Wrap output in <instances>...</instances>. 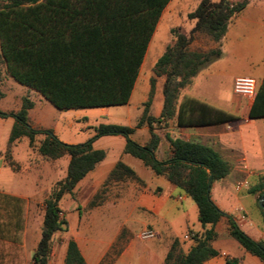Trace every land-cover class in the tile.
<instances>
[{
  "label": "trees",
  "instance_id": "obj_1",
  "mask_svg": "<svg viewBox=\"0 0 264 264\" xmlns=\"http://www.w3.org/2000/svg\"><path fill=\"white\" fill-rule=\"evenodd\" d=\"M169 0H0V54L6 71L18 84L38 92L57 110L103 108L125 105L130 97L147 45L162 10ZM248 0H199L187 18L194 24L188 33L179 27L170 29L173 38L155 62L149 79L148 98L135 125L148 127L149 139L141 145L130 135L127 125L99 123L86 141L68 144L51 130L30 126L27 112L32 102L23 97L15 111H1L10 116L6 151L26 138L32 146L34 137L44 138L36 145L46 159L68 155L66 174L55 182L44 199L40 238L31 255L32 264H47L52 236L64 231L66 221L60 217L58 203L65 193H72L76 184L97 163L105 152L92 148V142L106 135L124 138L123 152L139 159L157 175L183 189L193 200L202 226L214 225L226 216L230 235L247 252L264 263V242L251 239L230 215L221 212L209 197L211 182L229 172V164L212 148L197 142L170 138L171 155L164 160L154 156L159 136L156 124L176 117L178 126L209 125L234 120L236 117L193 98H185L177 108L180 90L198 70L218 58V47L200 51L189 49L194 34L203 33L215 43L226 31L229 18L242 9ZM163 77V106L159 117L148 109L154 92L155 78ZM264 116V78L256 88L249 117ZM135 178L134 172L117 162L108 179L122 176ZM251 192H264V175L257 177ZM264 222V209L261 208ZM215 233L205 230L202 237L183 254L174 239L166 253L167 264H200L217 254L211 247ZM64 264H85L72 239L67 241ZM237 264V262H227Z\"/></svg>",
  "mask_w": 264,
  "mask_h": 264
},
{
  "label": "crops",
  "instance_id": "obj_2",
  "mask_svg": "<svg viewBox=\"0 0 264 264\" xmlns=\"http://www.w3.org/2000/svg\"><path fill=\"white\" fill-rule=\"evenodd\" d=\"M170 1L162 10L155 29L162 20L168 23V28L179 26L172 21V14L167 15ZM198 2L199 0L194 7ZM188 12L190 10H186V15ZM191 21L193 26L194 21ZM192 26L188 30L182 28L183 32H189ZM172 40L170 35L169 41L160 52L150 53V39L129 100L125 104L127 106L133 102V116L127 113V126L133 128L130 137L141 145L146 144L149 139L148 127L145 124L140 127L135 125L148 98L152 68ZM215 44L220 50L219 57L202 66L180 90L177 108L185 98H193L236 118L216 124L194 126H178L175 116L166 123L161 122L158 129L154 128L159 136L154 156L158 160H164L171 155L168 137L197 142L215 150L229 164V172L222 179L211 182V201L225 215L232 216L251 239L264 242L262 207L258 203L261 193L264 192L250 191L257 177L264 175V116L249 117L253 99L235 94L232 88L233 80L237 76L252 77L256 88L264 78V0H248L242 9L229 18L224 35ZM155 79L148 112L153 117H159L163 106L164 78ZM138 87L140 93L134 99ZM23 88H26L23 89L24 95L29 90L24 97L32 102V107L27 112L30 126L51 130L64 143H78L76 140L62 138L57 133L52 121L46 117V112L52 113L46 103H43L48 101L38 92L25 86ZM20 105L21 100L18 98L8 112L17 110ZM104 115L108 113L104 112ZM67 127H71V122H68ZM106 136L110 139L100 141L103 137L101 136L92 142V148L103 150L105 157L76 184L75 188L85 190L87 198L80 203L70 199L68 210H63L62 218L66 221L64 235L60 236L59 231L53 234L47 264H64L69 239L75 242L85 264H167L165 256L174 239L178 241L179 251L185 254L202 237V233L210 228L215 233L210 244L217 254L200 264H227L235 261L237 264H264L230 235L226 216H222L214 225L202 226L195 203L183 189L170 183L164 176L152 172L139 159L124 153L125 140L122 136ZM26 160V167L22 171L38 177L36 172L41 170L39 164L34 159ZM68 160V155H64L65 174ZM117 162L129 167L135 178L123 175L121 178L108 180ZM240 181H247V186L236 188V183ZM18 184L20 186L0 189V196L6 201L27 200L29 196L42 197V200L45 198L43 191L46 188L37 191L39 185L34 181L32 184L25 181ZM63 196L66 197V194ZM42 218L43 214L40 226ZM40 226L31 248L25 250L27 259L25 262L20 260V264L32 262L31 255L40 238ZM146 229L154 231L155 237H139V233ZM0 239L11 245L26 243L24 236H0ZM8 252L12 254L13 249L7 248L5 253ZM12 261V257H9L3 259V264H12ZM14 264H18L17 259Z\"/></svg>",
  "mask_w": 264,
  "mask_h": 264
},
{
  "label": "rangeland",
  "instance_id": "obj_3",
  "mask_svg": "<svg viewBox=\"0 0 264 264\" xmlns=\"http://www.w3.org/2000/svg\"><path fill=\"white\" fill-rule=\"evenodd\" d=\"M196 1L171 0L169 3L170 9L167 15L172 14L174 16L172 21L179 24V26L175 27H179L182 32L183 29L188 30L192 26V21L187 18L185 12L186 10L192 11ZM229 1L236 2L239 0ZM164 15L167 16L166 14ZM170 29L168 28V23L164 20L159 23L152 34L150 53L155 51L160 52L165 47L171 35ZM215 45V42L206 34L196 33L190 42L189 48L192 50L206 51L215 48ZM23 87V85L18 84L7 73L5 63L0 54V109L8 112V109L16 103L18 98L22 100L29 91L27 89L24 95L23 89L26 88ZM139 89L138 87L135 91L134 99L138 97L140 93ZM43 103H46L47 107L52 111V113L46 112V117L50 122L52 121L57 133L62 138L76 140L78 143L86 141L89 138L87 136L93 134L92 127L99 123L128 125V114L130 113L132 115L133 113V102L127 106L120 105L105 108L93 107L70 110H57L48 102ZM104 112L108 113V115H104ZM12 120L13 118L10 116L0 117V189H8L12 186L16 187L19 185L18 182L25 181L32 184L34 181L36 185H39L37 191L43 189V187L46 188L43 191L45 194L44 197L46 198L55 182L64 178V155L57 159H46L42 157L37 152L36 145L38 141L44 138L43 134H37L34 137L32 146L28 145L26 138H20L6 151V143ZM68 122H71V127H67ZM155 127L158 129L160 124H156ZM102 139L110 138L109 136H103L100 141H103ZM26 158L29 161L34 159L39 164L41 170L36 172L39 174L38 177L37 175L35 177L33 173H25L22 171L26 167ZM75 187L71 194L65 193L66 197L62 196V199L58 203L61 218L64 217L63 210H68L70 199H74L75 202L80 203L84 202L87 198L85 196V190L83 191V189ZM44 199L42 200V197L29 196L27 200L18 199L17 201H6V199L0 196V223L2 224V227H0V236L19 238L24 236L26 242L24 245L20 243V245H11L3 242V239H0V264H3V259L9 257L13 259L12 264L15 263L16 259L18 260V264H20V260H24L25 262L27 259V252L25 250L31 248L33 240H35V235L39 230L40 219L44 210ZM59 232L60 236L64 235L63 231ZM7 248L8 250L13 249L12 254H9V252L5 253Z\"/></svg>",
  "mask_w": 264,
  "mask_h": 264
},
{
  "label": "built area",
  "instance_id": "obj_4",
  "mask_svg": "<svg viewBox=\"0 0 264 264\" xmlns=\"http://www.w3.org/2000/svg\"><path fill=\"white\" fill-rule=\"evenodd\" d=\"M233 92L242 97L253 99L256 93V82L250 76H237L233 80ZM247 181H240L236 183V188L247 186ZM156 233L152 230H143L139 233V237L146 239L155 237Z\"/></svg>",
  "mask_w": 264,
  "mask_h": 264
},
{
  "label": "water",
  "instance_id": "obj_5",
  "mask_svg": "<svg viewBox=\"0 0 264 264\" xmlns=\"http://www.w3.org/2000/svg\"><path fill=\"white\" fill-rule=\"evenodd\" d=\"M263 197H264V193H261L259 200H258V203H259V206L264 209Z\"/></svg>",
  "mask_w": 264,
  "mask_h": 264
}]
</instances>
